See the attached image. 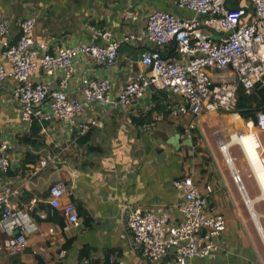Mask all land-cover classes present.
Segmentation results:
<instances>
[{
    "label": "crops",
    "instance_id": "0c3cea01",
    "mask_svg": "<svg viewBox=\"0 0 264 264\" xmlns=\"http://www.w3.org/2000/svg\"><path fill=\"white\" fill-rule=\"evenodd\" d=\"M226 5L229 9L246 10L243 23L253 16L248 2L227 0ZM158 10L186 15L177 11L170 0H0V19L11 24L10 35L0 37V63L10 69L2 59L3 42L17 39L19 25L25 18L36 20L35 39L53 51L57 46L100 45L90 31L92 27L109 31L114 40L128 34L142 35L148 15ZM145 48L121 43L115 67L110 70L97 66L89 58L76 59L66 94L79 99L80 80L87 76L107 77L112 85L111 94L116 95L134 74L145 70L139 62ZM165 54L171 56L172 48ZM208 73L216 83L236 79L231 71ZM33 79L42 80L41 74L34 72ZM14 87L13 81L0 82V136L12 142L14 148L9 157L15 159L7 172H0V186H12L17 194L11 200L23 212L27 207L34 209L30 217L37 230L27 236V245L20 252L0 251V264H82L84 260L107 264L110 257L120 264H173L172 253L156 262L143 256L132 242L126 216L130 208L139 207L166 211L177 220L183 194L173 182L185 177H190L207 196L209 209L226 221V229L217 240L218 250L207 259L194 260L193 264H259L258 253L245 236L233 207V188L227 181L231 175L218 165L216 141L212 137L220 134L227 138L235 131L249 132L250 121L236 112L199 118L189 113L174 114L183 101L170 93L165 103L158 104L162 109L155 110L154 92L149 89L140 101L123 109L84 106L77 120L95 118L101 123V127L84 135L70 132L66 122H46L44 131H40L42 146L32 148L21 143L29 127L21 121L22 105L12 96ZM235 115L238 121H233ZM191 125H194L192 139H181ZM256 131L246 134L243 141L252 155L260 157V167L264 169L261 154L264 148L259 141L260 132ZM27 153L39 159L31 162ZM242 169L252 171L250 165ZM261 178L264 181V173ZM253 179L257 185L254 173ZM54 183H62L70 192V198L64 197L62 204L71 202L76 206L77 224L68 222L64 216L54 220L50 219L52 216L38 217L37 212L44 210L42 207H50L48 191ZM206 186L212 188L211 193H207ZM32 199L37 200L35 204H31ZM15 232L16 229L12 234ZM260 236L264 244V237ZM8 237V231L0 225V241Z\"/></svg>",
    "mask_w": 264,
    "mask_h": 264
},
{
    "label": "built area",
    "instance_id": "2783aa9c",
    "mask_svg": "<svg viewBox=\"0 0 264 264\" xmlns=\"http://www.w3.org/2000/svg\"><path fill=\"white\" fill-rule=\"evenodd\" d=\"M170 1L177 11L186 15L154 11L147 17L144 34H128L119 40H114L109 31L92 27L90 31L100 40V45L57 46L53 51L35 39L36 20L33 17L23 19L17 39L3 42L2 59L10 69L0 63V82L10 80L15 83L12 96L22 105L21 121L28 127L36 121L41 131H44L46 122L63 121L70 132L84 135L92 128L101 127L95 118L77 120L86 105L123 109L140 101L149 89L166 90L183 101L174 114L189 113L199 118L202 115L234 113L240 87L245 94H251L257 84L264 87V0H243L253 9L248 23L242 22L246 10L227 9L224 6L226 0ZM210 30L219 33L218 40L211 37ZM10 32V22L0 19V37L7 38ZM121 43L146 46L139 61L145 70L134 74L116 95L111 94L112 85L107 77L93 79L84 76L80 80V98L68 97L66 90L76 59L89 58L97 66L110 70L115 67ZM169 48H172L171 56L165 54ZM209 70L218 74L231 71L236 79L216 83ZM36 71L42 80L33 79ZM251 125L264 132V112L257 113L256 123L251 122ZM193 128L191 125L181 139L191 140ZM241 136V133L230 135V142ZM229 144L221 142L219 150L230 171L231 181L250 217L252 213L257 216L258 230L263 231L260 224L262 215L255 205L259 201L264 202V190L257 183L260 195L250 197L241 174L234 166ZM13 148L9 139L0 136L2 173L15 162L9 157ZM56 157H53L54 161H57ZM45 165L46 161L41 162L42 167ZM173 186L183 194L178 205L179 218L173 220L166 211L130 208L126 224L132 234V242L151 262L159 261L169 253L174 255L173 264H193L196 259H207L218 250L217 240L226 229V221L221 214L209 209L207 196L199 191L190 177L175 180ZM206 191L211 193L212 188L206 186ZM16 194L12 186H0V225L9 234L8 238L0 241V251L9 253L20 252L27 245V236L37 230L30 217L34 209L27 207L23 212L18 208L11 200ZM70 196L62 183H54L48 191V204L53 210L60 209L68 222L77 224L76 206L71 202L62 204V199ZM36 201L32 199L31 204ZM37 215L46 219L48 213L40 210ZM14 229L16 234H12ZM60 256L63 258V251ZM82 264L91 263L84 260ZM107 264L120 263L110 257Z\"/></svg>",
    "mask_w": 264,
    "mask_h": 264
},
{
    "label": "rangeland",
    "instance_id": "374dc122",
    "mask_svg": "<svg viewBox=\"0 0 264 264\" xmlns=\"http://www.w3.org/2000/svg\"><path fill=\"white\" fill-rule=\"evenodd\" d=\"M236 132L237 131L231 133L230 135H233ZM241 134L243 135L244 133H241ZM229 136L227 138L223 137L220 134H214L212 136L213 138H215V141H216V153H217L218 162H219L218 165H220L222 167V169H224V171L227 175H230L229 169H228L227 165L225 164L222 153L219 150V144L221 142L229 143L230 142ZM259 141H260L262 147L264 148V132H260ZM229 152H230L231 157L234 160V164H235L236 169L239 171V173L242 176L244 186H245L248 194L250 195V197L255 198V197L259 196L260 191H259V188L253 179L252 171H249V170L244 171L242 169L244 165H249V164L246 161L247 159L245 160L246 157L244 158L245 154L243 153L240 145L239 144L231 145L229 148ZM261 154H262V159H263L264 158V152L263 153L261 152ZM228 177H229L227 179L228 184L231 186V188H233V190H232L233 198H234L233 207L236 209L235 211L238 215L239 220L242 223L245 236L247 237V239L250 241V244L253 245V247L256 249V251L258 253V263L264 264V244L262 242L261 236H260L257 228L255 227L256 223L255 224L253 223V221L250 217V214H249L248 210L246 209V207L244 206L236 187L232 183L230 176H228ZM255 208L262 215V217L260 219V224L262 226V230L264 233V202H261V201L257 202L255 205Z\"/></svg>",
    "mask_w": 264,
    "mask_h": 264
},
{
    "label": "trees",
    "instance_id": "16d2710c",
    "mask_svg": "<svg viewBox=\"0 0 264 264\" xmlns=\"http://www.w3.org/2000/svg\"><path fill=\"white\" fill-rule=\"evenodd\" d=\"M152 100L153 103L157 105L154 107L155 110H161L162 107L158 105L159 103H165L167 95L169 94L166 90L156 91L153 90ZM171 94V93H170ZM234 113L238 115L245 121L256 123V115L259 112H264V87L257 84L251 94H245L243 88H239L237 93V101L235 104ZM41 128L36 121H32L29 126L28 133L21 138V143L30 146L32 148H39L42 146L40 137ZM26 157L31 160V162L37 161L38 156L31 155L27 153ZM47 213L50 219L54 220L56 217L62 218L60 211L52 210L50 207H42Z\"/></svg>",
    "mask_w": 264,
    "mask_h": 264
},
{
    "label": "bare ground",
    "instance_id": "6f19581e",
    "mask_svg": "<svg viewBox=\"0 0 264 264\" xmlns=\"http://www.w3.org/2000/svg\"><path fill=\"white\" fill-rule=\"evenodd\" d=\"M232 119H233V121H238V120H239V118H238L236 115H235V116H232ZM249 127H250V131H249V132H245V133L241 136V138L233 139L231 142H229V143H230L229 146L234 145V144H239V145H240V147H241L243 153L245 154V157H246V159H247V162H248V164L250 165L251 170H252L253 173H254V176H255V179H256L258 185L264 190V181H263V179L261 178V174L264 173V169L262 168V165H261V167H260V162H259L260 157H258V155H252V154L249 152L248 147L245 145V143H244V141H243V140H244L243 137H244L246 134H249V133H251L252 131H256V129H255L250 123H249ZM258 152H259V151H258ZM262 162H263V160H262ZM263 165H264V163H263ZM234 166H235V164H234ZM262 170H263V171H262ZM259 171H262V173L259 174V173H258ZM251 219H252V221H254V223H256V226H257V228H258L259 225H258V218H257V216L254 215V214L252 213ZM257 230H258V229H257ZM258 232L260 233V235H262V237H264V233H262L263 231H259V230H258Z\"/></svg>",
    "mask_w": 264,
    "mask_h": 264
},
{
    "label": "water",
    "instance_id": "95a60500",
    "mask_svg": "<svg viewBox=\"0 0 264 264\" xmlns=\"http://www.w3.org/2000/svg\"><path fill=\"white\" fill-rule=\"evenodd\" d=\"M226 2H227V0L225 1V4H224V6L227 8V9H229L228 7H227V5H226ZM211 32H212V34H211V37L214 39V40H218L219 39V33H217V32H215V31H213V30H210ZM62 165V163H60L58 166H61ZM17 233V231L15 232V234Z\"/></svg>",
    "mask_w": 264,
    "mask_h": 264
}]
</instances>
